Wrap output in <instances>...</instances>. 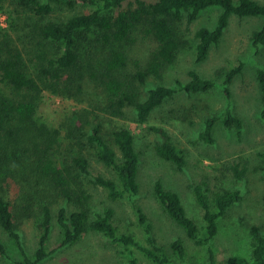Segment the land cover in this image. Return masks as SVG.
<instances>
[{
    "label": "trees",
    "instance_id": "obj_1",
    "mask_svg": "<svg viewBox=\"0 0 264 264\" xmlns=\"http://www.w3.org/2000/svg\"><path fill=\"white\" fill-rule=\"evenodd\" d=\"M211 8H220L222 14L214 28L197 31V63L220 44L233 15L264 18V4L255 0H0V11L8 15L14 34L0 40V227L18 245L22 260L16 264H42L90 232L122 248L126 264H141L136 251L152 264H176L154 237L141 208L135 205L146 234L144 243L119 228L112 207L98 211L91 190H103L113 201L135 203L141 155L133 132L120 124L130 109L139 123H146L180 93L207 94L221 87L225 109L204 119L200 139L213 144L220 122L242 133L244 123L233 111L231 85L243 63L226 72L222 83L191 70L188 81L147 88L150 82L163 80L164 71L181 52L180 23L186 14L191 24ZM140 34L150 38L154 48L145 62L137 61L132 69L130 47ZM252 41L264 46V25L253 32ZM257 79L264 115V69L258 70ZM46 93L73 102L70 112H62L58 126L37 117ZM150 131L161 138L155 144L157 156L183 170L185 151L166 129L152 126ZM260 155L264 162V152ZM94 162L111 175L94 172ZM237 166L233 169L239 180L244 170ZM16 176L19 188L11 181ZM191 189L202 210L203 226L188 214L180 194L163 181L154 183L153 192L188 238L208 247L210 264H218L211 244L219 232V220L241 202L242 193L226 189L210 198L204 184ZM55 213L61 240L49 251ZM17 217L37 221L38 247L32 255L25 249ZM251 231L252 264H264V233L256 227ZM171 248L177 258H185L183 240H175ZM0 253L9 257L2 243ZM224 264H237V259L231 257Z\"/></svg>",
    "mask_w": 264,
    "mask_h": 264
},
{
    "label": "rangeland",
    "instance_id": "obj_2",
    "mask_svg": "<svg viewBox=\"0 0 264 264\" xmlns=\"http://www.w3.org/2000/svg\"><path fill=\"white\" fill-rule=\"evenodd\" d=\"M264 4V0H255ZM222 14L220 8L203 11L193 23H187V14L180 23V33L184 46L175 63L164 71L163 80H154L147 88L157 85L173 86L176 80H189V72L197 71L202 77L224 81L226 72L244 64L242 72L231 85L234 113L243 120L241 134L224 126L221 122L214 130L213 144L200 139L204 129V119L215 114H222L226 106V97L221 87L207 94H178L151 115L148 122L139 123L135 111L130 109L120 124L127 126L135 135L136 148L141 155L139 171V193L135 203L129 200L113 201L103 190L92 189L94 205L98 211L112 207L115 211L116 224L122 231L135 235L141 242L146 241V234L139 224L136 206L147 215L153 226V235L160 245L166 248L176 264H210V253L206 246H200L188 238L185 231L165 212L153 192L154 183L163 181L168 189L178 192L188 214L203 226L201 209L195 201L191 186L204 184L212 198L226 189H237L242 193V200L219 220V232L214 238L213 249L216 262L224 264L229 258L237 259V264H252L251 233L254 227L264 233V167L261 153L264 152V115L257 72L264 69V46H256L252 34L264 25V18H240L233 15L219 45L211 49L208 58L196 62L195 35L202 27L214 28ZM14 35L9 27L8 15L0 11V40H8ZM8 35V36H7ZM154 42L143 39L130 47L131 68L136 62H145ZM37 117L52 126H58L62 112H70L73 102L44 95ZM152 126L167 130L172 141L186 153L187 165L183 170L157 156L155 144L159 140L150 131ZM238 164L244 170L241 179H237L233 166ZM231 166V167H230ZM92 169L96 173L110 176V171L100 163L94 162ZM15 182L11 180L17 188ZM15 189L13 188V191ZM136 205V206H135ZM58 206H55L57 209ZM53 231L47 243V249L53 250L60 244L61 233L54 214ZM18 230L21 233L25 249L32 255L38 247V227L35 219L17 217ZM183 240L186 256L180 260L175 256L171 244ZM0 243L4 244L9 257L0 253V264H16L22 260L18 245L0 227ZM122 248L112 243L102 234L90 232L77 245L56 251L42 264H126L120 254ZM141 264H152L140 251H136Z\"/></svg>",
    "mask_w": 264,
    "mask_h": 264
}]
</instances>
